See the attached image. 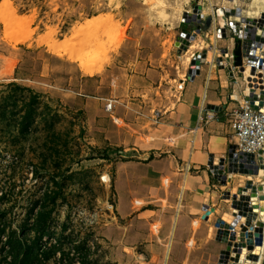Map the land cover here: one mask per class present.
<instances>
[{"label":"rangeland","instance_id":"1","mask_svg":"<svg viewBox=\"0 0 264 264\" xmlns=\"http://www.w3.org/2000/svg\"><path fill=\"white\" fill-rule=\"evenodd\" d=\"M5 1L0 105L2 96H15L0 120V205L14 228L59 181L51 228L58 234L67 226V243L86 241L74 264L84 253L89 264H216L224 243L215 239L213 222L193 225L199 214L189 207L208 191H177L184 176L170 173L171 161L159 148L164 117L196 49L179 53L174 45L179 21L196 0H9L27 20L13 25L2 12ZM92 17L111 22L74 35ZM117 33L122 38L114 44ZM100 35L104 42L97 45ZM18 87L40 97L27 136L17 126L23 97L31 93ZM151 147L157 148L149 155Z\"/></svg>","mask_w":264,"mask_h":264},{"label":"built area","instance_id":"2","mask_svg":"<svg viewBox=\"0 0 264 264\" xmlns=\"http://www.w3.org/2000/svg\"><path fill=\"white\" fill-rule=\"evenodd\" d=\"M244 1L247 0H222L217 3L214 0H196L194 7L187 10L198 13L197 6H202L199 12L202 18L200 22H192L194 27L191 28V34L196 33L197 37L204 35L209 39L204 40V45L198 53L193 54L192 59L204 54L200 69L206 65L210 70H226L232 85L228 96L234 104L229 111L232 130L230 145L226 156L223 157V166H220V160L214 162L223 168L226 183L223 184L221 179L214 177L217 181L214 187L221 190L219 203L212 201L206 204L208 209L203 210V215L193 221L195 226L200 221L213 222L215 239L218 231H221L224 247L216 264H262L264 260V215L255 206V198L263 196L259 188L261 182L248 179L256 178L264 169V19L250 18L246 14L242 17H237L236 13L228 14L227 10L234 8L229 2ZM207 7H211L210 13L206 11ZM208 16H212V21L206 27ZM198 27L200 33H197ZM224 39H228L227 44L218 45L217 42ZM195 40H191L190 44ZM237 40L240 41V63H237L234 54ZM206 52H210L211 56L208 57ZM112 108L113 101L110 100L108 109ZM212 119L218 120V117L210 115L206 107L202 108L200 123L207 124ZM256 169L257 174L251 172ZM186 170H190L189 165ZM241 170L248 173L240 172ZM249 181H252L251 187H248ZM235 201L238 203L236 206ZM220 208L224 210L223 214L217 215ZM226 213H229L230 220L224 217ZM205 216L208 218H204ZM193 243L194 240L191 239L188 244L192 246Z\"/></svg>","mask_w":264,"mask_h":264},{"label":"crops","instance_id":"3","mask_svg":"<svg viewBox=\"0 0 264 264\" xmlns=\"http://www.w3.org/2000/svg\"><path fill=\"white\" fill-rule=\"evenodd\" d=\"M206 11L210 13L211 7H207ZM183 24L180 19L178 27L181 29L175 36L174 45L177 36L183 31H187L183 28ZM189 26L188 24V28ZM204 40L209 39L200 35L190 44L186 50L187 53L196 48L191 52V59L193 54L198 53L202 48ZM199 43L202 44L199 45ZM217 43L220 46L227 44L222 40ZM176 50L180 53L179 49ZM231 91V78L226 70L220 68L210 70L204 65L194 78L184 80L178 100L169 107L164 117L163 134L166 137L162 147L159 148H163V153L167 154V159L171 161L170 173L173 176H184L182 183L176 184L175 188L178 191V188L182 187L188 196L189 191L202 190L204 193L208 191V197L196 196L200 200L199 205L189 206L186 204L191 207V212L199 214V217L203 215L204 205L219 199V194L215 190L212 191V187L217 181L210 170L209 161L212 155L214 161H218L228 152L232 132L229 111L234 105L228 98ZM204 107L207 108L210 115L217 116L218 120H209L207 124L200 123L199 117ZM153 148L157 147H151L149 155L156 152V149ZM188 165L190 166L189 171L186 170ZM167 180V184H169L170 178ZM191 239L194 240V238Z\"/></svg>","mask_w":264,"mask_h":264},{"label":"trees","instance_id":"4","mask_svg":"<svg viewBox=\"0 0 264 264\" xmlns=\"http://www.w3.org/2000/svg\"><path fill=\"white\" fill-rule=\"evenodd\" d=\"M18 89L31 93L29 99L23 97L24 104L19 112L20 122L17 126L18 133L27 136L38 114L37 105L40 97L31 89L20 87ZM14 96L15 92H12L1 97L4 104L0 105V120L7 117L6 104ZM56 185L57 189L48 190L42 199L35 203L29 217L18 228H14L10 221L8 208L0 205V264H74L75 259L72 256L81 255L87 250L86 241L79 243L64 241L67 226L64 225L58 234L52 231L51 220L62 190L59 181H56ZM87 260V254L84 253L80 264H89Z\"/></svg>","mask_w":264,"mask_h":264},{"label":"bare ground","instance_id":"5","mask_svg":"<svg viewBox=\"0 0 264 264\" xmlns=\"http://www.w3.org/2000/svg\"><path fill=\"white\" fill-rule=\"evenodd\" d=\"M10 1L9 0H6L3 3V5H2V12L6 14V21L7 22H10L11 25H13L14 23L20 24V23L27 22L25 16L18 14L17 10L13 7L14 5H12V2H10ZM247 2H249V3L247 4ZM247 2H235V3H230L229 2V4L231 6L234 5V8L233 9H235V12H236L237 17H242V15L246 14V16H248L250 18H252V17H258V18H260L261 17V18L264 19V0H248ZM245 5L247 6V9L245 8ZM110 22H111L110 19H106V18H102V17H92V19H90L86 23V25L82 26L79 30L77 29L74 32V35L79 34L85 28L92 27L94 25L100 26V25H103V24H106V23H110ZM7 25H8V23H7ZM11 25H9V26H11ZM121 38H122V33H117L115 35V37L113 38L112 42L114 44H118V43H120ZM102 40H103V38L101 39V35H100L99 37L98 36L95 37L94 42L98 45V44L104 42ZM52 46L53 47H57V44L56 43H53ZM96 47L98 48L99 46H96ZM101 47H99V48H101ZM192 47H191V49H192ZM82 65H83V68H84L85 71L90 72V73H94L95 67L89 66V65L85 64L84 62H82ZM248 179H254V181H260L261 182L259 188H260L261 193H262L263 196L261 198H259V199L258 198H255V206L258 208V211L261 214L264 215V169H262L260 171V173L257 175L256 178L250 177ZM254 197H256V196L254 195ZM224 217L226 219H228V220L231 219V217H229V213H226ZM263 229H264V227H263Z\"/></svg>","mask_w":264,"mask_h":264},{"label":"water","instance_id":"6","mask_svg":"<svg viewBox=\"0 0 264 264\" xmlns=\"http://www.w3.org/2000/svg\"><path fill=\"white\" fill-rule=\"evenodd\" d=\"M230 1H234V0H230ZM196 9H197L198 13H193L190 11H186L184 13L183 19H182L183 23L192 24V22H195V21L200 22V20L202 18V14H200L199 12H201L202 6L198 5ZM227 12H228V14L231 13L233 15L236 13L235 9H228ZM211 21H212V16H208V18L205 21L206 27H208L210 25ZM193 27H194V24L190 25L189 28H187V31H183L177 37L175 45H176V47H178L180 52L188 50L191 40H195L197 38L196 33L191 34V28H193ZM197 33H200L199 27L197 28ZM223 36L225 37V35H223ZM234 54L236 56L237 63H240V41L239 40H237L235 42ZM203 57H205V55L200 54V55H198V57L196 59H193L191 61V68L189 70L188 79H192L195 77V75L200 73V64L203 61L201 58H203ZM214 162H215L214 157L212 155L210 157L209 167H210L214 177L217 179H221V182L223 184H225L226 183V177H225V175H223V168L218 167V165H215ZM223 164H224V158L220 159V166L222 167ZM240 172H247L248 173V171H244V170H241ZM251 172L257 174L258 170L256 169V170L251 171ZM251 186H252V181H249L248 187H251ZM240 191H242V190H240ZM253 194L256 195V192H254ZM237 204H238L237 201H235L234 206H236ZM207 209H208V205H204L203 210H207ZM204 218H208V217L205 216ZM219 223H220V220L218 221V224ZM220 233H221V231H218V235L216 237V240L224 241V239L221 237ZM262 264H264V260H263Z\"/></svg>","mask_w":264,"mask_h":264}]
</instances>
